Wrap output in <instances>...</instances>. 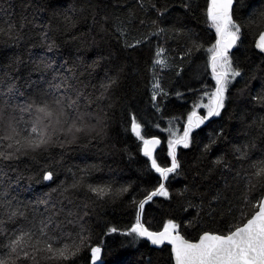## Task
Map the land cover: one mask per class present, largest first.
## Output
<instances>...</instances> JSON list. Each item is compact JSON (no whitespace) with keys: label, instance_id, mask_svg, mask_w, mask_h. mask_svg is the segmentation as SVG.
<instances>
[{"label":"snow or ice","instance_id":"snow-or-ice-1","mask_svg":"<svg viewBox=\"0 0 264 264\" xmlns=\"http://www.w3.org/2000/svg\"><path fill=\"white\" fill-rule=\"evenodd\" d=\"M20 9L0 0V264H124L105 260L106 249L118 257L141 241L161 255L138 264H264V0ZM166 70L193 99L162 128L138 118L137 84L147 72L163 118ZM129 133L135 153L120 139ZM97 145L140 163L137 181L66 166L70 150ZM180 148L197 154L182 161ZM154 198L167 204L158 230L147 220ZM118 208L134 214L126 229L107 219Z\"/></svg>","mask_w":264,"mask_h":264},{"label":"trees","instance_id":"trees-1","mask_svg":"<svg viewBox=\"0 0 264 264\" xmlns=\"http://www.w3.org/2000/svg\"><path fill=\"white\" fill-rule=\"evenodd\" d=\"M15 11L17 14L20 13V5L26 0H12ZM68 4L75 5L76 0H68ZM81 31H84L82 29ZM257 36L250 35L246 41L248 46H254V42ZM99 39V38H97ZM83 43V42H82ZM143 68V65H142ZM102 75V73H101ZM176 78L173 73L169 71H165L162 77V86L166 91L169 92V97L166 100L161 101L158 97V102H160L161 107L164 109L163 118H161L160 113H156L155 109L151 107L150 103V91L148 89V75L147 72H143V79L140 80L137 84V100L140 101L141 111L138 112V118L143 121L150 120L154 123L159 122L160 126L168 127V120L172 116H180L183 112L190 108L192 102V96L186 92L185 88L180 86L179 84L173 83ZM93 82H96L95 80ZM194 86L199 87L198 84ZM185 92V96L183 99H178L175 95V91ZM117 116H119V112H117ZM175 123V122H174ZM147 130L151 131L153 134H160L159 130L148 125ZM211 127L204 129V131L200 132V136H204L206 132L211 131ZM121 140H126L131 150L136 152V142L135 138L129 133L127 135L121 136ZM121 145L118 143L117 147ZM104 145H97L90 147L85 150L74 149L70 150L66 156V166L70 167L72 165H81L84 163L88 164H96L98 165L102 171L97 173L96 176L98 179H114L118 181L120 184L127 183L130 181H137L140 172L138 169L141 168V164L136 161H132L128 159L127 155L118 152H111L110 150H105L104 152L98 151L100 148H104ZM81 151H85L87 155L90 157L87 161H82L79 159V154ZM178 154L180 158L183 160L190 161L194 155H196V149L193 148L191 151L187 149H178ZM137 159L143 161V157L137 156ZM161 159H163V154H161ZM155 175V174H153ZM179 179V178H178ZM146 187H150V185H145ZM179 186V184H177ZM154 203L150 206H146L147 209V220L150 222V226L154 230H158L162 227L163 220L168 218V214L165 209L167 208V204L164 202L163 198H154ZM133 213L123 214L122 211L118 208L115 214L110 213L107 219L121 229H126L130 226V223L133 220ZM189 236H191L190 230H187ZM113 238H109V245H111V240ZM117 242L123 240L122 237H115ZM127 243V241H125ZM138 249V250H137ZM115 250L109 246L104 253L105 260H115L119 259L124 262V264H138L141 260L143 254L151 253L153 260H155L158 256L161 255L158 251L155 250V246H151L150 242L141 241L138 245L129 244L127 249L122 251L121 254L117 257L114 254ZM167 255V252L164 253ZM144 259H147V255H143Z\"/></svg>","mask_w":264,"mask_h":264},{"label":"water","instance_id":"water-1","mask_svg":"<svg viewBox=\"0 0 264 264\" xmlns=\"http://www.w3.org/2000/svg\"><path fill=\"white\" fill-rule=\"evenodd\" d=\"M258 39V36L256 37V39L255 40H257Z\"/></svg>","mask_w":264,"mask_h":264}]
</instances>
